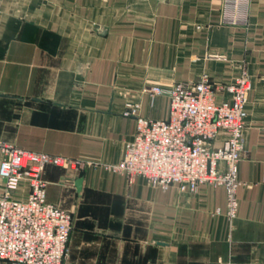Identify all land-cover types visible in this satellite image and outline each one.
<instances>
[{
	"label": "crops",
	"instance_id": "crops-1",
	"mask_svg": "<svg viewBox=\"0 0 264 264\" xmlns=\"http://www.w3.org/2000/svg\"><path fill=\"white\" fill-rule=\"evenodd\" d=\"M242 71L234 219L223 188L162 191L106 170L135 133L128 104L166 117L148 88ZM0 141L86 163L43 172L46 202L74 216L64 264H264V0H0Z\"/></svg>",
	"mask_w": 264,
	"mask_h": 264
},
{
	"label": "built area",
	"instance_id": "built-area-1",
	"mask_svg": "<svg viewBox=\"0 0 264 264\" xmlns=\"http://www.w3.org/2000/svg\"><path fill=\"white\" fill-rule=\"evenodd\" d=\"M232 1L237 6L249 0ZM236 23L233 18L230 24ZM251 89L246 71L220 85L203 75L199 81L178 82L167 89L148 88L152 97H167L166 117H140L139 106L128 104L124 116L135 117V133L124 145L122 161L106 170L123 175L129 185L142 179L162 191L175 187L196 195L202 186L223 188L224 216L234 219ZM47 166L78 171L86 163L0 141V264H64L74 216L46 202L43 172ZM23 188L26 194L19 198ZM214 214L221 211L216 209Z\"/></svg>",
	"mask_w": 264,
	"mask_h": 264
},
{
	"label": "water",
	"instance_id": "water-1",
	"mask_svg": "<svg viewBox=\"0 0 264 264\" xmlns=\"http://www.w3.org/2000/svg\"><path fill=\"white\" fill-rule=\"evenodd\" d=\"M75 184H76L77 190L80 191L82 187V178L77 180Z\"/></svg>",
	"mask_w": 264,
	"mask_h": 264
}]
</instances>
